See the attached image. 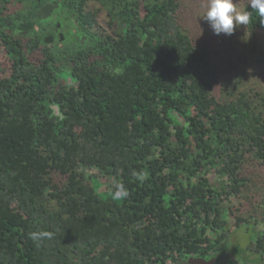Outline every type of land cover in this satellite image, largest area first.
Segmentation results:
<instances>
[{
    "label": "trees",
    "instance_id": "trees-1",
    "mask_svg": "<svg viewBox=\"0 0 264 264\" xmlns=\"http://www.w3.org/2000/svg\"><path fill=\"white\" fill-rule=\"evenodd\" d=\"M136 3L120 12L127 32L77 55L71 84L49 58L30 65L23 55L0 79V264L222 260L231 235L222 203L243 187L244 151L264 165V116L246 91L218 96L214 52L182 30L180 0ZM214 166L227 177L219 189L206 176ZM116 184L127 197L113 198ZM235 209L237 225L252 224ZM256 232L248 248L260 256Z\"/></svg>",
    "mask_w": 264,
    "mask_h": 264
},
{
    "label": "rangeland",
    "instance_id": "rangeland-1",
    "mask_svg": "<svg viewBox=\"0 0 264 264\" xmlns=\"http://www.w3.org/2000/svg\"><path fill=\"white\" fill-rule=\"evenodd\" d=\"M78 2L79 0H71V5L77 8ZM236 2L239 4L238 10H244L246 0H236ZM116 3L117 9L120 8L122 1L116 0ZM180 3V24L184 33L192 37L195 46L214 52L216 65L221 71L222 78L221 84L215 88L218 96L225 100H235L241 92L246 91L256 110L264 116V29L239 25L230 36L215 35L208 23L200 18L205 10L204 0H180ZM113 6L110 0L89 1L84 9L86 14L90 13L91 27L84 29L80 28L77 9L70 13L69 21L66 23L67 35L65 37L64 34L65 42L62 44V47L65 46L64 50L59 48L56 54L57 68L60 74L68 79L69 84L72 81L69 72L77 62L78 49L80 47L84 50L98 48L99 41L104 40L107 34H112L111 18L107 11ZM248 6L250 5L246 7ZM77 24L78 31L72 32L71 29ZM122 25L123 23L120 22L115 29L123 32ZM82 31L89 35L86 38L91 36L93 38L87 42L84 34H81ZM241 171L245 180L240 193L222 203L226 211L225 215L230 222L231 235L221 264H262L263 260L261 261L260 258L264 259V251H261L259 256L254 247L248 248L257 236L256 231L264 232V165L255 151H244ZM88 172L94 174L97 171L89 170ZM188 173H190L188 169L183 170L184 180L188 179ZM207 173L209 185L214 189L221 188L227 179L224 174L217 172L215 166ZM199 174L202 173L199 172ZM52 176H55L58 182L66 181L65 177L61 178V174ZM197 176L199 175H192V179L196 181ZM108 188V183L105 182L98 189L103 192L108 191ZM234 207L237 215L249 218L252 224L245 225L246 223L242 222L241 226L237 225L235 215L231 213ZM254 217L258 218L260 223L256 230L253 228Z\"/></svg>",
    "mask_w": 264,
    "mask_h": 264
},
{
    "label": "flooded vegetation",
    "instance_id": "flooded-vegetation-1",
    "mask_svg": "<svg viewBox=\"0 0 264 264\" xmlns=\"http://www.w3.org/2000/svg\"><path fill=\"white\" fill-rule=\"evenodd\" d=\"M89 1L91 0H79L77 8H74L71 0H0V79L15 68L17 58L22 55L30 65L37 64L43 58H49L50 65L58 71L60 79L66 78L60 74L56 65L57 50L59 48L64 50L65 46L62 47V44L65 42L64 34L65 37L67 35L66 23L74 9L78 11L80 28L91 27L90 13L86 14L84 9ZM110 1L114 4L107 11L111 18L112 34H107L105 37L114 35L115 27L120 22L123 23V32H127V22L120 12L125 11L126 3H135V0H121L122 5L117 9L116 0ZM137 2L136 4L142 6L140 2L145 4L146 0H137ZM117 17L118 19H115ZM79 25H75V28L71 29L72 32H77ZM81 34H84L85 38L89 36L85 31ZM92 38V36L86 38V41ZM89 50L80 47L78 53ZM52 108L55 111L58 107L52 106ZM184 256L174 262L169 260L168 264H180L179 260H183L186 264H221L222 261L210 255L196 257L186 254Z\"/></svg>",
    "mask_w": 264,
    "mask_h": 264
},
{
    "label": "clouds",
    "instance_id": "clouds-1",
    "mask_svg": "<svg viewBox=\"0 0 264 264\" xmlns=\"http://www.w3.org/2000/svg\"><path fill=\"white\" fill-rule=\"evenodd\" d=\"M250 5L252 9L258 12L259 16L264 18V0H246V6ZM239 4L236 0H204V12L200 16L205 20L215 35H232L239 25H249L252 21V15L249 11L238 10ZM143 179V176H140ZM128 196V192L122 184L115 185L113 194L114 199H121ZM47 232H32L30 238L40 240L44 237H50Z\"/></svg>",
    "mask_w": 264,
    "mask_h": 264
},
{
    "label": "water",
    "instance_id": "water-1",
    "mask_svg": "<svg viewBox=\"0 0 264 264\" xmlns=\"http://www.w3.org/2000/svg\"><path fill=\"white\" fill-rule=\"evenodd\" d=\"M178 263H180V264H183V263H185L183 260H179V262ZM186 264V263H185Z\"/></svg>",
    "mask_w": 264,
    "mask_h": 264
}]
</instances>
